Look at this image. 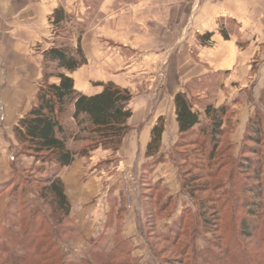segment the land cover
<instances>
[{"label":"rangeland","instance_id":"obj_1","mask_svg":"<svg viewBox=\"0 0 264 264\" xmlns=\"http://www.w3.org/2000/svg\"><path fill=\"white\" fill-rule=\"evenodd\" d=\"M93 1H86L83 21H78L75 13L64 14L63 12V21L59 25H53L52 15L51 38H49V43L52 45L47 50L65 48L74 53L80 47L87 64V57L92 61L97 60L99 56L96 52L104 47L105 49L100 51L103 53L101 59L103 58L106 62L113 61L111 66L108 65L107 74L123 77L134 86L136 83L142 84L154 77L160 80L164 75L166 78L165 72L160 70L154 72L151 69L150 57L145 53L148 51L146 49L148 46L146 48H143V45L130 47L128 41L110 40L109 33H106L105 37L96 36L98 21L94 17L96 13L93 15L95 8H91ZM118 10L124 11L123 8ZM227 26L230 33L234 30L236 32L235 24L229 23ZM131 42L140 44V42ZM120 43L127 45V49H123L124 46ZM98 46L100 50L96 49ZM171 56L165 55L164 60L167 62ZM224 56H222L223 65L224 60L227 59ZM211 59L215 62L218 57L212 56ZM259 59L252 57L246 60L248 64L254 61L255 63L250 65L251 70L246 66L237 76L233 71L220 70L207 74L200 81L193 79L187 83L183 91L187 90L192 97L194 108L201 113L207 104L216 108L225 106L229 109L227 120L229 119L230 122L224 125L228 134L223 137L222 146L218 150L222 156L220 161H225L226 165L214 164L211 168L213 176L207 180L210 186L207 190L197 193V201L217 203V208L222 205L216 221L222 233V240L219 243L223 246L233 242L230 227L233 214L237 222L248 216L246 208L240 205L243 202L241 190L238 187H232L228 180L229 173L235 170L243 156L249 155V158L259 160L261 174L256 183L261 184L264 193V124L261 126L259 144L243 141L249 121L258 117L264 120V72L260 71L258 74V67L262 64H259ZM42 69L44 70V60ZM50 71L55 72L53 66ZM49 80L48 83L53 84ZM258 81L263 85L260 86ZM108 83L111 82L98 81L93 85L100 86ZM44 84L43 81L40 87ZM160 90L158 95H161V99L168 100V89L165 90L166 92L163 89ZM131 91L129 93L136 98L143 94L144 89L138 84ZM201 119L203 123L206 122L203 116ZM130 130L122 142V145L125 143L123 154L122 145L116 152L100 147L112 152L110 157L98 164L99 168L95 173L93 166L89 165L88 167L91 168L89 171L93 174L84 178L78 177L72 184L68 193L71 197H69L70 215L64 218L61 224L57 223L58 220L53 216V209L47 201L39 196L40 184L45 179V173L51 170L50 166L47 164L42 166L41 161H35L34 158L20 153L13 136L14 145L11 146L9 154H5L4 161H0V181L5 179L0 182V264H79L85 261L89 264H113L110 256L123 244L129 246L131 255L125 260H129L128 263L123 262L126 264H194V262L221 264V261L225 264H239L236 259L237 253L230 252L229 257L224 256L223 251L215 247L218 233L213 234L211 231L200 229L195 235V242H190L191 233L187 240L181 238L186 228L193 229L192 222L197 217V210L181 191L179 168L172 164L169 151L164 150L162 153L165 159L162 158L163 161L152 166L148 172H143L142 165L151 159L148 160L145 157L143 149L137 144L135 134L130 133ZM168 139L171 141L172 138L168 137ZM72 145L77 147V144ZM228 145L231 147L226 150ZM244 149L249 153L254 150L255 155L246 153ZM188 150L187 154L195 162L203 159L204 155L200 147ZM190 151L195 153L191 154ZM88 158L85 159L89 160ZM181 163L178 161L177 165H182ZM182 170L189 171L191 175L198 177L202 174L188 168H182ZM105 176L109 180L99 181V178ZM204 178V176L201 177L200 181H205ZM247 179L244 175H238L235 182L246 185L255 184ZM219 183H222V189H218ZM154 186L159 187L160 192L154 195L156 199L155 204L152 202L153 207L157 208L168 202L169 205L163 213L152 216L150 219V217H144L140 198L151 193L149 187ZM236 199L239 201L240 209L238 210L232 208ZM145 203L148 207L150 200ZM261 204L262 211L261 216L258 217V224L264 223V199ZM110 208L117 209L119 212L116 215L115 225L114 211H109ZM187 210L191 211V216L185 218ZM124 215L126 223H123ZM182 218L185 220L180 228H177L175 225L182 221ZM169 233L173 238L178 237L177 242L181 243V246L176 247L165 238L163 239V236L166 237ZM258 236L259 231L252 238L241 241L247 245L246 247L253 255L262 256L264 251L258 248ZM208 242L212 243V247L209 249V256L205 257L199 252L209 247ZM180 247H185L186 254H180ZM123 249V252L127 251ZM38 254L45 255L38 256ZM39 259L40 261L37 262ZM200 259L201 262H199Z\"/></svg>","mask_w":264,"mask_h":264},{"label":"crops","instance_id":"obj_2","mask_svg":"<svg viewBox=\"0 0 264 264\" xmlns=\"http://www.w3.org/2000/svg\"><path fill=\"white\" fill-rule=\"evenodd\" d=\"M86 1L92 2L0 0V161H4L5 154H9L14 145L13 129L32 108L43 82V53L52 45L49 43L52 15L60 9L64 14L75 13L77 20L83 21ZM91 8H95L93 15L96 13L94 17L98 21L96 36L105 37L109 33L110 40L128 41L130 47L148 46L145 53L150 57L151 69L165 72L166 78L162 75L160 80L154 77L143 85L136 83L144 89L143 94L136 98L132 95L128 104L132 112L128 121L130 133L135 134L144 153L151 131L160 118L165 120V127L157 156L165 159L162 152L170 153L178 132L173 99L184 91L188 82L200 81L207 74L220 70L233 71L237 76L246 66L251 70L250 65L255 61L248 64L246 60L252 57L260 58L258 62L262 63L258 74L264 72V0H94ZM121 8L124 11L118 10ZM229 23L235 24L236 32L230 33ZM120 44L127 49V45ZM100 51L96 52L97 60L87 57V64L70 74L75 89L85 96H94L101 93L102 88L93 84L104 81L132 92L134 84L123 77L107 74L108 65L113 61L101 59L103 53ZM165 55L172 58L166 62ZM224 55L227 59L223 65ZM212 56L218 57L217 62L212 61ZM49 82L58 81L52 78ZM259 85L263 84L259 82ZM160 89H168V100L158 95ZM123 145L122 154L125 143ZM111 154L99 148L90 154L89 160L77 158L71 166L61 170L59 177L68 200L70 187L76 179L92 175L89 171L92 166L94 173L97 172L98 164ZM106 176L99 181L109 180ZM111 208L108 210L114 211L115 225L119 212ZM123 223H126L125 215Z\"/></svg>","mask_w":264,"mask_h":264},{"label":"trees","instance_id":"obj_3","mask_svg":"<svg viewBox=\"0 0 264 264\" xmlns=\"http://www.w3.org/2000/svg\"><path fill=\"white\" fill-rule=\"evenodd\" d=\"M62 21L63 11L58 9L53 14V25H59ZM43 60V81L45 84L38 89L33 106L28 114L20 119L13 129V136L20 153L34 158L35 161H41L42 166L44 164L50 166L51 170L45 173V179L40 184L39 196L47 201V204L53 209V216L57 218V223L61 224L64 218L69 217L71 209L65 194L64 184L59 177L61 170L71 166L77 158H88L90 152L100 147L112 149L114 152L118 151L130 130L128 121L132 117V112L128 108V104L132 100V95L129 91L113 83L100 85L102 92L94 96H85L76 91L70 74L86 63L80 47L74 53L65 48L49 49L43 53ZM52 66L55 72H49ZM50 78H56L58 83L49 84L48 80ZM173 102L178 132L177 140L171 148L169 158L172 164L179 168L181 191L197 210L196 219L192 218L193 229L192 227L186 228L181 238L187 240L189 233H191L190 242H195V235L200 229L211 231L213 234L218 233L215 247L222 250L224 256L229 257L230 252H232L238 254L236 259L239 264H264V254L262 256L253 255L246 247L247 245L241 241L242 239L252 238L259 231L258 248L260 251H264V223H257L262 211L261 201L264 199L263 187L260 183H256L259 181L261 174L259 160L249 158V155L243 156L242 160L236 165L235 170L229 173L230 185L241 190L243 202L240 205L246 208L248 216L237 222L235 214H233V221L230 224L232 230L231 240L233 242L223 246L219 243L222 240V233L216 221L222 205L217 208V203L197 201V193L207 190L210 186L207 180L213 176L211 168L214 164H217V166L226 165L225 161H220L222 156L218 150L222 146L223 137L228 134L224 125L226 122L228 124L230 122L229 119L227 120L229 109L225 106L216 108L211 104H207L201 113L200 110L194 108L192 97H190L187 90L177 93ZM202 116L206 121L205 123L202 122ZM263 124L264 120L262 121L259 117L250 120L243 141L259 144ZM164 127L165 120L160 118L151 131L150 142L145 151V157L150 158L151 161H146L142 165L143 172H148L152 166L162 161V156L157 159L155 157L160 152ZM72 144H77V147ZM198 147H200L204 157L200 162H195L187 152H189V148L196 149ZM230 147L231 145H228L226 150ZM190 152L191 154L195 153L194 151ZM245 152L249 153L246 150ZM249 154L254 156V150L250 151ZM178 161H181L182 165L178 166ZM218 161H220L219 164ZM182 168L195 170L198 173L202 172V174L200 177L194 176L189 171H181ZM238 175H244L245 178H248L247 181L255 182V184L248 183L246 185L245 183L235 182ZM203 176L205 181L201 182L200 178ZM218 189H222V183H219ZM149 190L152 192L140 199L144 217L147 216L151 219L152 216L163 213L168 208L169 202L157 208L153 207L152 202L155 204L154 200L156 199L154 195L160 192V188L154 186L149 187ZM147 200H150L148 207L145 203ZM215 202H219V200H215ZM234 203L232 208L240 209L238 199ZM188 216H191L189 210L185 212L184 217L187 218ZM184 220L182 218V221L180 220L177 225H174L180 228ZM164 238L176 247L181 246V243L177 242L178 237L173 238L170 233L166 237L163 236ZM208 245L209 247L204 248L199 254L208 257L212 243L208 242ZM123 248L127 251L123 252ZM184 248L180 247L179 249L181 255L186 254ZM129 251V246L126 244L119 246L112 255L110 254L112 263H128L129 260H125L131 257ZM40 255L38 254V256ZM221 259L223 258L221 257ZM39 261L40 259L37 262ZM85 262L79 264H89ZM199 262H201V259ZM222 262L221 264H225ZM194 264H197V262H194Z\"/></svg>","mask_w":264,"mask_h":264}]
</instances>
